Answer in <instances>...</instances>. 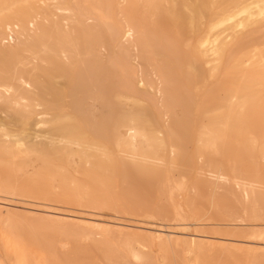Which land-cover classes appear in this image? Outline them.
<instances>
[{"label": "rangeland", "instance_id": "rangeland-1", "mask_svg": "<svg viewBox=\"0 0 264 264\" xmlns=\"http://www.w3.org/2000/svg\"><path fill=\"white\" fill-rule=\"evenodd\" d=\"M0 264H264V0H0Z\"/></svg>", "mask_w": 264, "mask_h": 264}, {"label": "bare ground", "instance_id": "bare-ground-1", "mask_svg": "<svg viewBox=\"0 0 264 264\" xmlns=\"http://www.w3.org/2000/svg\"><path fill=\"white\" fill-rule=\"evenodd\" d=\"M70 10V9H69ZM213 38V37H212ZM19 139V138H18ZM193 246L195 247L196 246V243L193 244ZM190 253L192 254L193 253V249L190 251Z\"/></svg>", "mask_w": 264, "mask_h": 264}]
</instances>
